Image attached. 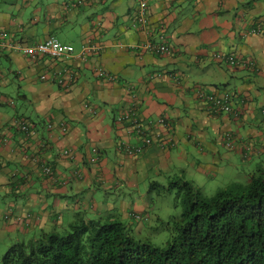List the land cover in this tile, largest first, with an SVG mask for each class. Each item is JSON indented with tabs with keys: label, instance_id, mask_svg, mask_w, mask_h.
Instances as JSON below:
<instances>
[{
	"label": "crops",
	"instance_id": "crops-1",
	"mask_svg": "<svg viewBox=\"0 0 264 264\" xmlns=\"http://www.w3.org/2000/svg\"><path fill=\"white\" fill-rule=\"evenodd\" d=\"M147 1L141 26L138 0H0V194L23 198L7 207L14 222L2 229L33 238L80 216L114 215L140 232L149 211L124 198L156 191L158 174L264 165V0ZM49 36L75 52L97 49L84 60L15 49ZM145 42L172 53L145 50ZM99 67L112 79L98 76ZM10 87L24 112L9 104ZM200 94H228L234 109L211 112ZM132 103L152 140L139 155L124 151L139 143L135 130L115 120ZM16 118L33 122L36 135L23 139ZM34 159L50 163L56 177ZM84 194L91 200L82 202ZM60 208L74 214L66 223ZM4 211L0 218H10ZM133 213L143 217L136 222Z\"/></svg>",
	"mask_w": 264,
	"mask_h": 264
},
{
	"label": "trees",
	"instance_id": "trees-1",
	"mask_svg": "<svg viewBox=\"0 0 264 264\" xmlns=\"http://www.w3.org/2000/svg\"><path fill=\"white\" fill-rule=\"evenodd\" d=\"M155 188H176L182 207L163 247L134 237L114 215L80 216L63 229L13 242L0 264H264V165L248 173L246 185L210 197L183 179Z\"/></svg>",
	"mask_w": 264,
	"mask_h": 264
},
{
	"label": "rangeland",
	"instance_id": "rangeland-1",
	"mask_svg": "<svg viewBox=\"0 0 264 264\" xmlns=\"http://www.w3.org/2000/svg\"><path fill=\"white\" fill-rule=\"evenodd\" d=\"M65 31L62 29H56L53 32V35L56 37H59L62 41L64 40L61 36ZM88 45V44H85ZM88 53H86L87 55ZM84 56L80 60L86 59L87 56ZM9 89V95L12 97L9 99L10 105H16L17 109L21 112H24V107L22 106V102L20 100V97H18L17 90L15 87H10ZM17 118L15 119V121ZM14 122V120H13ZM15 123V122H14ZM238 161H241V158H237ZM264 160V156L262 157ZM247 162V163H246ZM245 165L244 163L238 164L237 168L232 166L230 163L224 162L220 167H215L214 165L206 166L207 173L201 174L197 172L196 170H189L186 172L182 169H174L173 175L168 177V174L166 172L162 174H158L156 177L155 186L158 187L164 186L168 187V185L177 179H183L191 182L196 188L200 190V192L205 196H212L215 194L219 189L226 188L234 183H241L246 185L247 179H248V173H252L256 170L257 166L256 163H249V160L246 161ZM248 171V172H247ZM177 178V179H176ZM150 187V186H149ZM154 190V189H153ZM143 194H141L142 198L139 197V193L137 191H132L130 194H126L124 200L129 201L128 199L131 198L133 202H138L139 204H143L145 207H147L149 211V219H150V226H145L141 228L140 232L137 230L133 231L132 235L139 239H146L152 243L153 246L156 247H163L165 246L167 240L170 238L171 235V226H172V220L179 217L182 207L177 201V193L176 188H174L170 192H163L157 193V190L154 192L149 193L148 192V186L145 188H142ZM97 193V202H101L103 200V197ZM102 194V193H101ZM92 194H84L83 199H81L82 202H87L91 200ZM130 195V196H129ZM122 196V194H121ZM95 197V196H94ZM129 197V198H128ZM22 197L16 198L13 195L9 194H0V210H4V213L10 215V218L8 219H1L0 218V260L4 256L5 252L7 251L8 247L12 245L15 241L20 240H28L30 238H19L23 234L20 233H12L8 232L6 229H2V225H7L10 223V220H13L14 222V216L12 215L13 212L10 210H7L8 206L11 205L14 202H21ZM118 200V198H116ZM114 198V200H116ZM121 199V198H120ZM112 198H109V201H111ZM116 200V204H118V201ZM120 201V200H119ZM72 203V200L69 202ZM115 205V204H113ZM116 206V205H115ZM86 209V206L85 208ZM15 210V209H14ZM76 211V210H75ZM9 212V213H8ZM60 212L62 216L64 217V222L66 223L68 218H72L74 214H72V210L70 212H67L65 208H60ZM135 215H138L139 217H143L141 214H135L133 213V216L131 218H134ZM148 215H146V218H148ZM127 222H130L129 219L126 220ZM136 221V219L134 220ZM126 222V223H127ZM137 222V221H136ZM129 225V223H128ZM132 227H135L136 224L131 223ZM129 225V228L131 227ZM40 233L35 234V236H39ZM19 238V239H17Z\"/></svg>",
	"mask_w": 264,
	"mask_h": 264
},
{
	"label": "built area",
	"instance_id": "built-area-1",
	"mask_svg": "<svg viewBox=\"0 0 264 264\" xmlns=\"http://www.w3.org/2000/svg\"><path fill=\"white\" fill-rule=\"evenodd\" d=\"M147 3H148L147 0H138V11L135 16L137 23L141 26L142 25L144 26V23L146 22L145 14H146ZM1 45L5 46V43ZM141 47H143V49L145 50L148 51L153 50L159 54H164V55H171L172 53V50L169 49V47L166 44H162V43L145 42ZM15 49L21 50L25 55L31 58H35L41 55H46L50 57L76 56L79 58L80 57L83 58L86 55V53L96 50L97 47L88 44L83 46L79 52H75L72 46L61 43L54 36H49L43 41L38 42L34 45H29L25 47L17 46L15 47ZM227 60L231 64L237 62V61L235 62L233 57H229ZM97 75L102 78L112 79L111 75L108 74L107 71H105L102 67H99L97 69ZM41 79H46V78L42 76ZM200 96L204 101L209 102L208 104H210L209 109L211 112L230 113L234 109L233 105L230 102V96L228 94H225L224 96L213 95V94L212 95L200 94ZM115 120H118L121 123L129 124L128 126H130L133 130H135L138 138H140L138 144L127 145L125 147L124 151L128 155H139L144 151L146 147H148L152 143L151 137L149 136V134H147L146 126L144 125L143 119L140 117V115L137 112V105L135 103H132V106L130 108L117 114ZM157 120L158 122H162L161 118H158ZM15 127L22 134V138L25 140L34 137L37 132V127L33 124V122L23 118L17 119L15 121ZM48 127H50V125H48ZM62 153L65 155H69V150L65 148L64 150H62ZM34 160L38 161L37 159ZM37 163L41 165L40 167L42 169L43 174L47 176H51L53 179L56 177L50 165L42 161H38ZM134 218L136 220L140 219L138 215H135Z\"/></svg>",
	"mask_w": 264,
	"mask_h": 264
}]
</instances>
